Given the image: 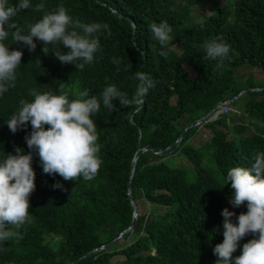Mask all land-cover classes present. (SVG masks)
Segmentation results:
<instances>
[{"label":"trees","instance_id":"1","mask_svg":"<svg viewBox=\"0 0 264 264\" xmlns=\"http://www.w3.org/2000/svg\"><path fill=\"white\" fill-rule=\"evenodd\" d=\"M193 2L31 0L32 9L13 18L27 31L42 18L43 12L34 10L36 4L43 3L44 12L63 5L74 20L107 23L112 34L97 33L100 49L83 69L61 63L52 46L45 54L37 38L36 49L29 51L9 36L5 43L23 56L15 87L0 94V159L17 147L31 151L25 141L32 131L30 122L12 133L6 121L21 99H33L32 89L61 94L63 85L69 99L83 90L100 99L106 87L115 85L131 98L139 83L136 72L148 74L155 87L141 106L121 107L115 99V110H109L101 102L93 119L103 163L93 180L66 181L46 174L33 152L31 222L20 230L21 239L0 243V264H70L92 251L74 264H111L117 256L123 258L120 264H215L213 249L224 238L222 210L235 213L233 223L247 212L246 203H229L234 190L227 184V171L233 166L249 168L252 157L264 152V85H237L234 77L242 66L264 75V0H231L224 7L214 1L215 14L204 18L203 27L196 23L203 17L186 11ZM161 21L172 27V41L164 46L149 28ZM217 37L230 47V58L222 62L207 58L201 47ZM61 51L69 49L61 46ZM223 101L237 103L240 113L204 123L200 127L209 138L192 144L196 121ZM173 155L190 167L163 161ZM57 182L63 187L54 188ZM131 202L138 208L133 230L103 248L130 226ZM141 202L149 205L148 215ZM253 238L251 233L242 238L233 256L241 255L243 244Z\"/></svg>","mask_w":264,"mask_h":264},{"label":"clouds","instance_id":"2","mask_svg":"<svg viewBox=\"0 0 264 264\" xmlns=\"http://www.w3.org/2000/svg\"><path fill=\"white\" fill-rule=\"evenodd\" d=\"M32 7L31 0H19L17 4L0 0V94L15 87L16 72L23 56L22 51L10 50L5 43L10 35L13 44L22 42L29 51L36 49L34 38H37L44 43L42 51L45 54L52 46L61 63L75 64L77 69H83L94 61V54L100 49L97 33L112 34L107 23L74 20L63 5L55 11L44 12L43 3L36 4L34 9L43 12L42 18L28 25L25 31L13 22V18ZM214 14V11H205V17L197 19L196 23L203 27L204 18H211ZM149 28L161 46L172 41V27L167 21L154 22ZM61 46L69 51L62 52ZM201 47L209 59L222 62L230 58V47L222 42V37L206 41ZM161 55L166 53L161 52ZM135 79L139 83L131 98L115 85H110L103 90L100 99L90 96L88 90L80 91L76 98L69 99L61 85V94L40 93L32 89L29 91L33 97L31 101L20 100V107L6 123L10 131L16 133L30 122L32 131L25 136V141L31 151L25 153L17 147L13 153L0 159V243L12 238L21 239L20 230L31 222L30 196L36 187L33 152L38 154L46 174H58L66 181H76L81 177L85 181L93 180L103 163L93 117L100 112L101 102L109 110H115V99L119 100L121 107L141 106L144 96L155 87V83L144 72H136ZM226 179L234 190L229 203L233 207L246 203L247 212L239 214L238 222L233 223L231 217L235 213L227 208L222 210L224 238L213 249L217 257L215 264H264V152L252 157L249 168H229ZM53 187L63 186L57 182ZM249 233L256 238L243 244L242 254L234 257L239 241Z\"/></svg>","mask_w":264,"mask_h":264},{"label":"rangeland","instance_id":"3","mask_svg":"<svg viewBox=\"0 0 264 264\" xmlns=\"http://www.w3.org/2000/svg\"><path fill=\"white\" fill-rule=\"evenodd\" d=\"M216 2L220 7H224L231 0H194L192 6L186 8V11L189 12L192 17H205V11L213 10V2ZM190 75H193L191 71H188ZM235 81L237 85H245L247 83H253L255 85H264V75L256 69H251L247 66H242L239 68L235 75ZM238 104L230 103L229 104V113L227 116H237L239 114ZM198 129L196 134L192 138V144L198 145L201 142L206 141L209 138V132L200 126H197ZM165 163L169 166H175L178 164L190 167V165L180 156L173 155L167 156L163 159ZM188 169V168H187ZM141 210L144 214L148 215L150 207L146 202H141ZM121 256L114 257L111 261V264H120L122 261Z\"/></svg>","mask_w":264,"mask_h":264},{"label":"water","instance_id":"4","mask_svg":"<svg viewBox=\"0 0 264 264\" xmlns=\"http://www.w3.org/2000/svg\"><path fill=\"white\" fill-rule=\"evenodd\" d=\"M246 91V89L245 90H243L240 94H238L237 95V97L238 96H240L242 93H244ZM232 101V100H231ZM212 110H210L205 116H202L201 118H199L198 120H197V122L198 123H200L203 119H205L209 114H210V112H211ZM194 125H197V123H195ZM181 134L182 133H180L179 135H178V138L177 139H179L180 137H181ZM143 150H145V149H143ZM136 158H137V154L135 153L134 154V156H133V159H132V161H131V164H130V178H131V175H132V173H133V168H134V161L136 160ZM128 186H129V183H128ZM127 194H128V189H127ZM130 198V197H129ZM132 203V202H131ZM132 205H133V208H134V212H133V220H132V222H131V224H130V226L128 227V228H126L115 240H113L112 242H110V243H108V244H106V245H104L103 246V248H106V247H108V246H110L111 244H113L116 240H118L124 233H127V232H131L132 230H133V228H134V226H135V223H136V219H137V216H138V208L132 203ZM95 251V250H94ZM93 252V251H92ZM92 252H90V253H88V254H86V255H84L83 257H81V258H79V259H77V260H75L74 262H72V263H70V264H74L75 262H77L78 260H80V259H82V258H84V257H87V256H89Z\"/></svg>","mask_w":264,"mask_h":264},{"label":"built area","instance_id":"5","mask_svg":"<svg viewBox=\"0 0 264 264\" xmlns=\"http://www.w3.org/2000/svg\"><path fill=\"white\" fill-rule=\"evenodd\" d=\"M231 103V101H223L220 102L219 104H217L213 109H211L212 111L210 112V114L203 119L200 123H197V126H201L204 123H210V122H214L216 120H218L219 118H221L222 116H225L229 113V104Z\"/></svg>","mask_w":264,"mask_h":264}]
</instances>
